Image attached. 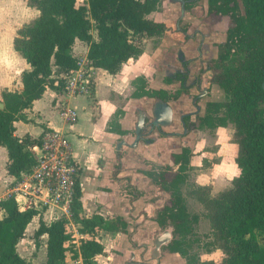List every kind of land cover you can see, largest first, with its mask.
<instances>
[{
    "label": "trees",
    "instance_id": "trees-1",
    "mask_svg": "<svg viewBox=\"0 0 264 264\" xmlns=\"http://www.w3.org/2000/svg\"><path fill=\"white\" fill-rule=\"evenodd\" d=\"M40 15L32 23L17 30L15 49L30 65L22 74V91L2 92L0 108V145L6 147L7 173L16 179L35 163L31 147L40 144L41 135H15L14 122L26 119V108L42 96L47 88L64 90V81L55 72L79 68V57L73 52L77 39L88 44L90 65L112 74L123 63L138 57L145 37L158 36L168 25L146 17L161 0H30ZM240 1V2H239ZM212 13L229 14L234 27L226 32L221 45L222 70L214 76L216 87L223 92L222 100L209 102L201 125L234 124V140L238 144L236 162L239 175L230 187L215 196L200 191L199 199L208 208L213 233L225 256L219 264H264V0H210ZM242 11H240V5ZM97 30V39L92 30ZM237 49L250 50L240 55ZM229 63V64H227ZM134 97H149L155 101L158 90H147L143 76L134 80ZM121 134L125 132L118 130ZM178 171L171 180L163 178L162 187L170 193L166 208L175 231L185 236L193 221L181 192L190 163V149L173 154ZM156 178L157 175H156ZM80 186L77 184L71 219L80 233L79 245L70 243L73 229L70 220L58 218L47 223L40 214L34 230L37 247L45 242V264H67L80 259L81 264H99L95 257L105 253L98 238L103 230L118 231L125 222L105 218L100 214L86 216L81 211ZM6 215L0 219V264H31L18 252V243L25 237L28 224L36 210H20L14 198L0 201ZM180 241L172 251L186 256ZM188 264H216L200 261L189 255Z\"/></svg>",
    "mask_w": 264,
    "mask_h": 264
},
{
    "label": "crops",
    "instance_id": "crops-1",
    "mask_svg": "<svg viewBox=\"0 0 264 264\" xmlns=\"http://www.w3.org/2000/svg\"><path fill=\"white\" fill-rule=\"evenodd\" d=\"M183 9L187 20L183 17ZM202 9L200 2L184 4L177 0H161L157 8L148 12L146 17L166 23L169 29L161 35L145 37L142 53L128 59L114 74L90 65L87 62L88 44L77 39L73 52L82 60V69L90 77L92 93L72 95L65 90L47 88L40 98L33 101L31 107L25 109L26 119L14 122L17 136L28 133L38 137L45 129L66 131L72 143L74 158L80 164L78 183L82 213L86 216L100 214L108 219L117 217L124 222L128 220V225H122L118 231L103 230L98 234L105 246V253L95 257L99 264H123L132 249L129 236L136 239L143 234L151 235L143 227L133 232L131 214L138 217L151 216L157 198H151L149 193H145L135 200L130 186L132 183L140 187L141 182L149 181L145 171H149L153 164H169L170 153L180 149L181 145L176 137L166 133L170 129L168 126H161L162 132L151 130L153 106L158 100L166 99L156 98L153 101L147 96L134 97L133 82L143 76L147 90L167 89L171 83L179 84L171 76L181 67L183 60L198 56L193 59L196 62L194 64H198L204 61L203 58L211 57L217 48V40L225 41L227 30L210 23L205 24L203 20L210 16L202 19ZM222 17L216 15L215 22L220 23ZM197 32L208 33L203 36ZM193 33L196 35L192 36ZM92 36L98 38L96 29L92 30ZM15 37L7 39L0 34V98L5 90L15 91L14 86L18 84L19 91H22V74L30 69V65L14 47ZM200 51L204 52L202 56ZM14 61L18 66L14 65ZM21 63H24L22 68ZM64 73L55 72L54 76L61 77ZM62 105L76 109V122L71 125L64 122L59 115ZM149 117L151 119L146 121ZM139 123L142 132L138 139L134 130ZM119 129L125 133L121 134ZM196 144L191 164H198L193 158L197 156L195 154L202 144ZM7 161V149L0 145V199L7 195L8 189L18 179L7 173ZM135 204L137 207H134ZM42 217L47 223L60 218L51 208L45 210ZM39 218L40 214L35 215L27 229L30 226L36 229ZM70 220L73 223L71 216ZM174 257L173 264L183 263L179 254Z\"/></svg>",
    "mask_w": 264,
    "mask_h": 264
},
{
    "label": "rangeland",
    "instance_id": "rangeland-1",
    "mask_svg": "<svg viewBox=\"0 0 264 264\" xmlns=\"http://www.w3.org/2000/svg\"><path fill=\"white\" fill-rule=\"evenodd\" d=\"M240 11H242L241 5ZM39 15V9L32 5L30 0H0V34H3L7 39H12L16 36L19 28L32 23ZM215 19V17L211 19L212 25L220 26L224 31L234 27V22L229 15H223L220 23L215 22ZM216 52H218V58H213L209 62V68L205 73L212 79L222 70V62L219 59L222 48ZM237 52L244 57L250 53V50L237 49ZM14 65L18 66V63L14 61ZM20 66L22 68L24 63H21ZM14 90L20 92V84L15 85ZM218 92L217 99L222 100L224 94L220 90ZM165 93L166 91H163L161 96L165 97ZM198 139L202 146L195 154L197 156L193 158L194 162L198 164L189 165L186 180L181 185V192L193 221L188 234L177 236L181 239L182 248L187 251L184 256L187 264L189 255L197 256L200 261H212L219 264L225 254L214 236L209 210L199 199V196L202 190L209 191L210 196L217 195L230 187L232 179L239 174L240 169L235 160L238 144L234 140V124L227 122L216 128L204 126L198 132ZM162 168L167 167L163 166ZM178 168L179 164L172 166L173 172ZM34 230L32 226L28 227L25 237L18 243V252L31 264H45V242L42 239L39 247L35 245ZM70 243L74 244L72 239ZM67 264H81V260L68 261Z\"/></svg>",
    "mask_w": 264,
    "mask_h": 264
},
{
    "label": "flooded vegetation",
    "instance_id": "flooded-vegetation-1",
    "mask_svg": "<svg viewBox=\"0 0 264 264\" xmlns=\"http://www.w3.org/2000/svg\"><path fill=\"white\" fill-rule=\"evenodd\" d=\"M173 1L176 2V0ZM177 2H184V4H187L188 2H200V6L203 8V16L201 18L203 19L204 16H210V18H205L203 20L205 24H212L210 21L211 19H213V16L211 17V15H229L210 12L208 3L210 2V0H177ZM183 17L185 20H187L186 11L184 13V9ZM229 17L231 18L230 15ZM197 33H201L204 36L207 35L208 32ZM195 35V33L192 34V36ZM224 42L225 41L222 42L220 39L219 41L217 40V42L215 43L217 48L216 50L214 49V51L211 53V57L202 59L205 61V64H203L204 61L197 62L198 64H194L196 62L193 59H196L198 56L183 60L181 67H179L171 76L173 80L178 81L179 84L176 85L174 83H171L169 88L160 89L158 90V93H156L155 100L156 98L166 99L165 101H161H164L170 106L172 116L168 124H159L158 126H155L154 129H156L157 131L160 130L162 132L160 127L163 125L168 126L170 129L166 133H168L171 137H176L179 140V144L181 145V147L177 151H173L170 153L169 157L171 159V162L169 164H153L149 171H145V174L150 178L149 181L141 182L140 187L131 183L130 188L133 199L137 200L138 198H141L142 195H146L145 193H149L148 196L151 198H157V201H155L154 203L155 208L151 216L138 217L137 215L131 214L133 222H131L130 225H132L133 232L138 230L140 227H143L145 231H149L151 235L149 236L148 234H145V236L143 234L141 238L136 237V239L132 235L129 236L132 249L129 250L128 259L124 261L123 264H173V258H175L174 256L176 254H179L182 260H184L182 264H187L184 257L185 255H183V253L171 250V245L175 240L180 241L179 246L181 248L183 245H181V239L178 238V236L180 235L176 233L171 219L167 218L166 214L168 213V211L166 208L170 204V193L162 187L161 181H163V178L159 176L161 175V173H163L164 179L168 181L175 176L178 170L173 172L172 166L179 163L175 162L172 155L181 153L184 147L190 149L189 164H191V158L194 155V147L196 148V143L199 142L198 132L204 126H208L201 125L200 118L204 115L206 106L209 102L219 101V99H217V97H219V89L215 88L216 84L214 83V79H212L211 76L205 73L209 68V62L213 60V58H218V52L216 51L221 48V45ZM200 53L202 56V53L204 52L200 51ZM180 57H182V55ZM163 91H166L167 96L166 93L165 97L161 96L163 94ZM154 109L155 104L152 110ZM149 119L151 118H146V121H148ZM136 130L137 125L135 126L134 130L135 134ZM163 166H166L167 168H162ZM156 175L158 178H156ZM181 185L180 188H182ZM134 207H137L136 204ZM116 219L118 218L115 217L112 220ZM119 219L121 220V222L124 221L121 218ZM127 221L125 220L126 226L128 225ZM175 264H179V262Z\"/></svg>",
    "mask_w": 264,
    "mask_h": 264
},
{
    "label": "built area",
    "instance_id": "built-area-1",
    "mask_svg": "<svg viewBox=\"0 0 264 264\" xmlns=\"http://www.w3.org/2000/svg\"><path fill=\"white\" fill-rule=\"evenodd\" d=\"M60 78L64 81L65 92L69 94L90 95L93 91L90 77L86 70L82 69L80 58L79 68L64 73ZM59 115L68 125L78 119L76 109L69 105H62ZM31 151L35 163L30 169L21 172L20 177L8 189L7 195L0 201L12 197L22 211L33 209L37 214H42L51 208L56 216L70 220L76 188L79 184L80 164L74 158L68 133L45 129L40 144L33 145ZM5 215V210L0 205V219ZM70 223L73 229L72 241L78 245L80 233L71 220Z\"/></svg>",
    "mask_w": 264,
    "mask_h": 264
},
{
    "label": "water",
    "instance_id": "water-1",
    "mask_svg": "<svg viewBox=\"0 0 264 264\" xmlns=\"http://www.w3.org/2000/svg\"><path fill=\"white\" fill-rule=\"evenodd\" d=\"M263 88H264V82H263ZM4 104L0 101V108H3ZM171 108L170 106L165 103L164 101L158 100L155 104V109H154V119L152 120L151 123V130L154 129L155 126H158L159 124H168L171 120ZM139 123L137 125V136L138 139L140 138L141 135V128H140Z\"/></svg>",
    "mask_w": 264,
    "mask_h": 264
}]
</instances>
